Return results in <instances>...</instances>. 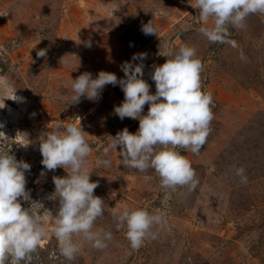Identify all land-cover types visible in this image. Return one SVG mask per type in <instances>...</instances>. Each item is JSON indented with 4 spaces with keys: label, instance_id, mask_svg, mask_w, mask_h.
I'll use <instances>...</instances> for the list:
<instances>
[{
    "label": "rangeland",
    "instance_id": "1",
    "mask_svg": "<svg viewBox=\"0 0 264 264\" xmlns=\"http://www.w3.org/2000/svg\"><path fill=\"white\" fill-rule=\"evenodd\" d=\"M198 13L194 0H0V142L17 161L31 165L25 173L31 201L44 205L41 214L46 209L56 215L59 202L49 199L52 178L67 173L43 169L39 137L60 120L79 126L80 118L93 148L88 167L98 184L94 195L120 211L159 209L166 221L155 240L134 250L126 229L118 230L106 209L95 228L112 231L107 247L82 242L68 261L59 254L54 220L45 213L47 234L32 264H264V14H250L243 29L229 26L228 39L237 45L232 47L200 34ZM150 20L157 35L141 31ZM160 42L196 49L203 63L202 90L213 96L214 119L201 152L177 149L196 170L199 184L193 190L162 189L153 170L137 173L123 165L119 146L103 155L111 137L139 127V120L114 113L124 100L119 85H106L96 101L68 99L71 79L84 72L95 78L100 71L122 79V64L139 53H147L142 79L155 94L153 66L167 59ZM41 49L43 57L37 55ZM147 111L146 104L141 115ZM97 156L110 159L111 166L97 167ZM239 167L246 183L235 174Z\"/></svg>",
    "mask_w": 264,
    "mask_h": 264
},
{
    "label": "clouds",
    "instance_id": "2",
    "mask_svg": "<svg viewBox=\"0 0 264 264\" xmlns=\"http://www.w3.org/2000/svg\"><path fill=\"white\" fill-rule=\"evenodd\" d=\"M194 7L199 9V33L210 43H226L232 47L237 45L228 39L229 26L243 29L250 14H264V0H194ZM141 31L145 35H157L153 20L143 24ZM159 51L167 59L162 65L153 66L151 79L155 82V94L150 93L149 84L142 79L147 53H139L122 64V79L105 71H100L95 78L90 72H84L71 79L72 94L68 99L70 104H78L81 97L96 101L106 85H119L124 100L114 106V113L121 120L126 117L139 120V127L135 133L124 128L111 137L103 155L107 156L112 150L117 152L119 146L122 164L137 173L153 170L162 189L175 191L187 186L193 190L199 184L196 170L177 149L194 155L201 152L214 119L213 96L202 90L203 63L194 47L182 45L177 50L168 42H160ZM37 55L45 56L46 50L41 49ZM240 58L245 59L243 52ZM137 60L141 62L134 64ZM13 100L22 98L14 95ZM146 104L147 114L141 115ZM86 135L89 134L82 129L79 118V126L60 120L39 137L43 169L54 171L60 167L67 173L52 178L55 188L49 199L55 197L59 202L54 217L46 209L41 214L44 205L32 202L30 191H26L25 173L30 171L31 165L17 161L0 142V264H32L33 254L47 234L45 213L54 220L59 254L68 261L75 259L82 242L99 250L107 247L112 231L95 228V222L106 209L114 217L116 228L126 229L125 237L132 249L157 238L159 227L166 222L161 210L150 212L138 207L120 211L108 207L102 198L94 195L98 184L90 180L88 157L93 148ZM96 166L110 167L111 160L97 156ZM44 174L42 170L41 175ZM235 174L242 183L247 182L243 167L236 168ZM21 201L30 202V206L22 207ZM75 236L80 239L75 240Z\"/></svg>",
    "mask_w": 264,
    "mask_h": 264
}]
</instances>
